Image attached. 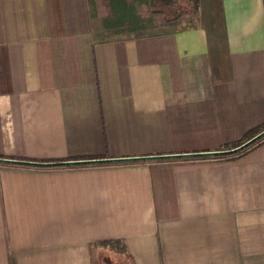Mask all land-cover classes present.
I'll return each instance as SVG.
<instances>
[{"label":"crops","instance_id":"0c3cea01","mask_svg":"<svg viewBox=\"0 0 264 264\" xmlns=\"http://www.w3.org/2000/svg\"><path fill=\"white\" fill-rule=\"evenodd\" d=\"M92 1L0 0V264H264V0Z\"/></svg>","mask_w":264,"mask_h":264},{"label":"rangeland","instance_id":"374dc122","mask_svg":"<svg viewBox=\"0 0 264 264\" xmlns=\"http://www.w3.org/2000/svg\"><path fill=\"white\" fill-rule=\"evenodd\" d=\"M92 1V0H90ZM129 1V0H128ZM132 5H141L142 2L144 3V0H130ZM139 1V3H137ZM173 2L171 3L170 0H149V6L151 5V7L153 6L154 10L157 11H162V12H166V13H174L175 16L177 15H181L182 12H186L187 16H189L190 18H195L196 15V7H197V0H172ZM109 0H95L94 4L93 1L90 3V12H91V16L92 17H96L98 16V11L100 13H106V9L103 8V6L108 3ZM170 2V3H169ZM169 3V4H168ZM109 4V3H108ZM169 6H173L172 8H170ZM114 10L111 8L110 13H112ZM150 9H143V12H148L149 13ZM151 12V11H150ZM150 15V13H149ZM171 17L170 16H166L164 18L169 19ZM155 20H158V17H155ZM162 27H166V26H162ZM160 28L159 26H153L150 24H144V25H138V26H132V27H113L111 32H110V37L111 39H122L124 37L126 38H130V37H134L137 34V31H152V29H158ZM126 34V35H125ZM103 259L106 261L107 259L99 258L98 256H96L94 258L95 260V264H101V261L103 262ZM111 264H121L119 263L118 259H112L111 260Z\"/></svg>","mask_w":264,"mask_h":264},{"label":"water","instance_id":"95a60500","mask_svg":"<svg viewBox=\"0 0 264 264\" xmlns=\"http://www.w3.org/2000/svg\"><path fill=\"white\" fill-rule=\"evenodd\" d=\"M264 136V132L258 136H256L255 138L249 140L248 142H246L245 144L239 146L238 148L231 150V151H227V152H218V153H214L211 154L212 156H222V155H231L234 153H237L245 148H247L248 146H250L251 144H253L255 141H257L258 139H260L261 137ZM26 165H30V164H26ZM34 165V164H32ZM55 166H62V164H55Z\"/></svg>","mask_w":264,"mask_h":264},{"label":"trees","instance_id":"16d2710c","mask_svg":"<svg viewBox=\"0 0 264 264\" xmlns=\"http://www.w3.org/2000/svg\"><path fill=\"white\" fill-rule=\"evenodd\" d=\"M111 8L113 9V2H111ZM115 11V10H114ZM127 27V26H126ZM128 27H132V26H128ZM264 138V137H262ZM104 245H107V246H114V245H117L118 246V251L120 252H124L125 251V248L124 246L120 245L119 242H115V241H111V242H104L103 243Z\"/></svg>","mask_w":264,"mask_h":264}]
</instances>
